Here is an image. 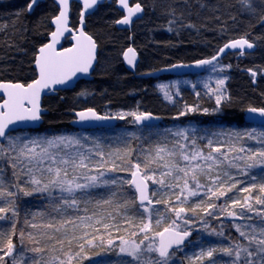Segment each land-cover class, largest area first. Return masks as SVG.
<instances>
[{"label": "rangeland", "instance_id": "1", "mask_svg": "<svg viewBox=\"0 0 264 264\" xmlns=\"http://www.w3.org/2000/svg\"><path fill=\"white\" fill-rule=\"evenodd\" d=\"M226 79L225 65L218 60L199 74L157 78L155 88L160 95V101L168 107L175 106L177 117L180 113L186 115L191 112L187 110L190 107L189 98L197 101L198 105L194 104V107L202 111L206 109L204 102L212 101L214 105L217 97L223 100ZM219 80L224 83L218 84ZM165 92L168 93L167 96ZM111 113L117 116V124L112 128L55 134L80 141L78 145L68 148L61 146L59 152L48 149L46 143L33 144L32 141L35 140L53 138L34 130L15 131L0 141V165L4 149L7 152L10 150L11 154L17 157L16 165L23 181L21 187L30 186L34 191H40L42 201L48 199L51 212H48L46 204L45 207L41 205L33 210L32 220L41 212L44 227L41 228V225L35 222L36 230L39 233L49 232L57 237L62 247L59 246L56 251H62L63 254H45V259L40 254L35 260L25 255L23 245L17 246L16 249L14 245L13 255L5 257L9 259V264H159L161 258L158 253L149 251L148 246L157 247L156 234L163 227L182 230L185 225L195 226V236L184 246L175 248L177 251L170 252L167 264H183L177 258L174 259L176 254H183L185 261L191 264H237L235 245L224 237H219L211 229L209 220L216 213H223L239 236L241 231L253 234L254 229L255 234H258L264 229V224L261 223L264 221V192L261 191L264 186V166L259 164L258 156L260 152H264V126L224 130L199 126L186 119L183 124L172 120L156 126L139 127L134 125L131 116L119 118V115L127 113L126 111ZM180 130H184L186 136L177 137L175 133ZM29 149H35L36 152L48 149L56 160L53 162L49 158L38 167L28 159L32 155ZM158 149H163V152H158ZM77 153L84 157L83 167L80 166V156ZM199 154L203 157L212 156L214 162H205ZM185 155L189 156L191 162L183 160ZM194 155L196 159L192 160ZM64 160L69 161L67 165L63 163ZM251 163L256 166L247 168L246 164ZM136 164L140 165L139 170L144 178L152 177L146 180L150 185L151 207L133 206V199L130 198V190L135 197L129 180L131 173L137 170L133 167ZM48 168L53 169V174L50 175L46 171ZM56 168L61 169V177L66 171L68 178L73 179L74 183H89V177H100L101 173L103 177L97 181L96 186L78 190L72 197L62 193L59 188L38 190L32 181H42V187L44 183L55 178ZM193 169H197L196 181L192 180ZM217 176L219 182L213 183ZM185 181L188 182L187 189ZM196 183L203 187L196 188ZM15 189L9 187L3 170L0 169V207L8 212L12 211V194ZM185 191H196L198 194L195 197L185 196ZM219 192H224V195L220 196ZM65 199L69 202L75 199L76 206H65ZM258 200L261 203H257ZM209 204L213 205V208L209 209ZM186 205H190V209L179 216L173 211L181 207L185 209ZM148 206L149 211L145 212L144 209ZM230 212L236 215L231 216ZM3 214L0 213V218ZM200 214L202 222L199 223L200 218L197 217ZM144 224H149L150 230L142 231ZM30 227L32 228L31 223ZM4 235L9 236L0 223L1 243ZM54 236H45L44 241L55 246L58 241H54ZM120 238L141 245L144 251L139 260L120 252ZM108 240H112L113 244L108 245ZM88 241L93 242L91 246L83 249L84 256L88 258H77L81 245H88ZM7 243L5 247H0V256L7 251ZM212 249L215 251L209 257L207 252ZM225 249L232 250V256H229ZM69 257L72 259L69 260ZM0 264H4V259L0 260Z\"/></svg>", "mask_w": 264, "mask_h": 264}, {"label": "trees", "instance_id": "2", "mask_svg": "<svg viewBox=\"0 0 264 264\" xmlns=\"http://www.w3.org/2000/svg\"><path fill=\"white\" fill-rule=\"evenodd\" d=\"M30 1L32 0H0V81H20L26 84L36 75L33 60L39 46L48 40L52 30L50 19L56 15L57 7L53 0H38L35 8L28 11ZM133 1L142 4L145 13L134 22L131 30L117 29L113 23L121 15L115 8L114 1L100 4L94 13L86 17V30L94 37L98 46V59L92 78L78 80L72 89L45 96L42 105L48 111L42 115L40 126L32 130L44 132L50 137H55L58 133L83 131L70 125L73 118L71 112L88 107L103 114L118 110L127 113H159L163 116V121L159 124L172 120L183 124V120L188 119L199 126L224 130L257 126L247 123L244 113L249 106L264 107V0ZM79 9L78 3L73 2L71 24L74 27L77 25ZM234 37L252 41L255 49L247 53L230 52L219 60L225 65L227 75L225 96L219 105H213L212 101L204 102L207 112L195 108L194 104L198 105V102L189 98V108L195 110L176 117L175 106L168 107L160 101L155 88L156 79L136 77L123 66L121 57L123 50L133 45L140 57L136 72L144 73L173 62H190L210 57L224 42ZM167 77L170 75L158 78ZM3 154L0 169L3 170L9 187H15L16 191L12 194V211L5 212L0 218L2 229L9 235L3 236L0 247H5L10 238L15 249L23 245L25 255L32 259L36 260L40 254L45 259V254L49 253L62 256V251H56L59 250V239L52 233H39L36 230L35 222L41 228L44 227L41 212L32 220L33 210L41 205L45 207L46 204L48 212H51L48 199L42 201L40 191H34L30 186L21 187L23 181L17 169V157L6 149ZM130 194L133 206H146L136 203L131 190ZM184 195H188V192L185 191ZM189 209L190 205H186L185 210ZM201 216L202 214L197 217L200 218L199 223L202 222ZM230 223L221 212L209 220L211 229L219 237H224L235 246L239 244L249 247L250 238L239 236ZM181 229L189 231L188 240L194 238L195 226L185 225ZM45 236H54V241H58L56 247L53 243L47 244ZM250 247L255 251V243ZM175 251L177 250L171 252ZM0 254L2 255V250ZM176 258L183 264H191L185 261L183 254H176L174 259ZM4 264H9L8 258H4ZM255 264H261V257H256Z\"/></svg>", "mask_w": 264, "mask_h": 264}, {"label": "snow or ice", "instance_id": "3", "mask_svg": "<svg viewBox=\"0 0 264 264\" xmlns=\"http://www.w3.org/2000/svg\"><path fill=\"white\" fill-rule=\"evenodd\" d=\"M97 3V0H84L85 8H90L93 5ZM119 3L124 7V9L127 12V15L123 17L121 21H118V23H129L131 18L136 13H140L142 11V7L139 3H136L134 7H130L128 4V0H119ZM61 4V11L60 14L55 17V23L57 24V32H53L52 36L54 38L53 44L45 45L43 48L40 49L41 53H44L46 48H52L55 43V38L61 33L60 25L61 23H66L67 21V5L68 0H60ZM29 9H31L32 5H28ZM81 18L83 19V13L81 14ZM81 36L84 37V39L88 42L87 45L81 44L80 50L77 55H65L61 56V54L57 53L56 57H60L59 59L49 56H37L36 58V65L39 70V78L32 81V83L28 85H23L20 83L12 84H4L0 83V89L5 90V95L8 97L3 101V109L0 110V137H4L6 135V129L8 128L9 124L13 123L15 120H23V119H31V120H38L39 119V107L37 101L39 100L40 96V90L42 88H47L52 84H58V83H64L66 82L72 75H75L76 72H88L89 66L92 63V56H91V50L95 48V43L92 42L91 37L86 36L83 32H81ZM245 46L248 48H252L253 45L248 42L247 39L240 38L231 41L229 44H226L224 47H222L219 51L220 53H223L225 49L227 48H237L243 49ZM66 52H72L73 49H66ZM130 54H132V58L130 57ZM124 57L126 60H128V63L131 64L134 59V50L132 48L127 49V51L124 53ZM217 59V56L211 57V60H199L196 62L197 65H206L212 63V61H215ZM255 75V73H253ZM218 84H223V80L217 81ZM165 95L167 96L168 93L165 92ZM27 100L29 104L32 105V107H24L23 101ZM221 98L217 97L216 103L217 105L220 104ZM188 111H194L195 109L189 108ZM207 112V109L204 110ZM251 113H259L261 116H264V108H250L248 109ZM26 114V115H25ZM76 115L79 117L81 121L86 119H96V120H104L108 119L106 116H99L92 108H88L85 111H81L76 113ZM180 115H184V113H180ZM125 116H132L134 117L135 123L139 124L144 121H147L151 119L150 114L148 113H121L119 115L120 119H124ZM177 137L180 136H186V133L184 130H180L175 133ZM264 135V133H262ZM33 144L39 145L46 143L48 146V149H55L57 152L61 149V146L63 148H68L71 145H78L80 143L79 140L68 137V136H56L50 139L46 140H35L32 141ZM48 149H41L40 152H36L35 149H29V151L32 152L31 157L28 159L30 162H35V164L39 167L40 165L44 164L46 160L51 158L53 162H55L56 157L53 156L51 152L48 151ZM214 151H219V149H214ZM243 151V149H241ZM158 152H163V149H158ZM78 156H80V166H84V157L82 154L77 153ZM201 155L202 159L205 160V162L213 161L212 156L203 157ZM259 156V164L264 166V152H260L258 154ZM75 160V157L72 158ZM196 156H192V160H195ZM249 159H252V157H249ZM184 161L191 162L189 159V156L185 155L183 157ZM68 160H64L63 163L65 165L68 164ZM214 162V161H213ZM255 163L246 164L247 168L255 167ZM133 167L139 169L140 165L136 164L133 165ZM211 167V165H209ZM197 169H193V176L192 180L196 181V172ZM46 171L51 175L53 174V169L48 168ZM183 171V169H181ZM133 176V180L130 182L135 185L136 192L138 194V198L140 202L143 204L145 201H147L149 204L152 203V201L149 199L148 196V186L147 183L141 180H137V172L133 171L131 173ZM185 175H187V172H185ZM54 176L55 178L48 181V183H44L41 187L42 181L40 180H33L32 183L37 186L38 190L41 191H47L50 188L55 189L59 188V190L62 193H67L69 197L74 196L78 190H84L91 187L96 186L97 181L103 177V173H101L100 177L92 176L89 177V183L86 184H80V183H74L73 179L68 178V174L66 171H64L63 177H61V169L56 168L54 170ZM147 179H152V177H146ZM106 182V181H105ZM219 177L215 180H213V183H218ZM160 183H163V181H160ZM235 185H233L234 187ZM203 185L196 183V188H202ZM188 188V182L185 181V189ZM230 190V189H229ZM211 191V189H209ZM247 191V189H245ZM261 191L264 192V186L261 187ZM27 194V193H26ZM196 191H189L188 195L191 197L197 196ZM213 195H216V193H213ZM220 196L224 195V192H219ZM64 205L67 207H75L76 206V200L71 199L69 202L68 199H65L63 201ZM236 203V202H234ZM257 203H261V201H257ZM208 208H213V205L209 204ZM7 210L5 208L0 207V213H5ZM145 212H148L149 209L145 208ZM173 211L176 212L177 216H179L180 213H183L185 209L183 207L173 209ZM207 211V210H206ZM229 215L235 216L236 214L234 212H230ZM262 224H264V221H261ZM150 230L149 224H144V227L142 231ZM237 231H239V226L237 227ZM165 234H168L167 238L165 237ZM159 239V246L155 247L154 245H149V251H155L158 253L159 257L161 258L159 264H167L168 257L170 255V248H172L173 245H181L184 242L185 237L189 236V232L187 231H173L170 228H165L162 232H158L156 234ZM240 235L242 237H248L251 236L250 239H248L249 247H244L242 245H236L235 246V259L237 264H255V259L257 256L261 257V264H264V229H261V231L258 234H255V230L253 229V234H248L243 231L240 232ZM257 236L261 237L257 239ZM147 239V237H146ZM92 241H88V245H81V251L77 253V258H83L87 259L88 257L84 256L83 249L86 246H91ZM108 245H112L113 241L108 240ZM255 243L256 249L255 251L251 249V245ZM34 251H39L38 249H34ZM143 248L140 244L135 243L134 241H128L124 240L123 238H120V252L126 253L127 255L131 256L134 260H139L140 256L143 254ZM215 250H209L207 252V255L211 257L213 255V252ZM229 256H232L233 252L230 249L224 250ZM14 252V245L12 243V240L9 239L7 243V251L4 252L3 256H0V260H3L5 257L13 255ZM72 258L69 257V260ZM63 264V262H61Z\"/></svg>", "mask_w": 264, "mask_h": 264}, {"label": "water", "instance_id": "4", "mask_svg": "<svg viewBox=\"0 0 264 264\" xmlns=\"http://www.w3.org/2000/svg\"><path fill=\"white\" fill-rule=\"evenodd\" d=\"M37 1L38 0H32L30 1V4L32 5L31 9L28 10L32 11L35 6L37 5ZM112 2L114 1V6L117 9V11L121 12V15L119 16V18L114 22L115 26L117 29H126V30H131V27L133 25V21H135L136 19H140L144 13L145 10H143V6L142 4H140L137 1H133V0H128V4L130 7H134L136 3H139L142 7V11L140 13H136L134 14V16L131 18L129 23H118V21H121L123 19L124 16L127 15L126 10L124 9V7L119 3V0H97V3L95 5H93L90 8H85L84 5V0H68V5H67V10H66V14H67V21L66 23H61L60 25V29H61V33L59 34L56 38H55V43L54 46L52 48H46L44 53L40 52V49L43 48L45 45L48 44H53V36L52 33L53 32H57V24L54 22L55 21V17H57L60 14L61 11V4H60V0H53V2H55V5L57 7V12L56 15L53 16L50 20V25H52V30L50 31L49 35H48V40L39 46L37 53L34 57V62H33V67H34V71L36 72L35 77L30 80L28 83L23 84V85H28L30 83H32V81L36 80L39 78V70L37 68L36 65V58L37 56H49V57H54L59 59L60 57H56V54L59 53L61 54V56H65V55H77L79 53L80 50V45L81 44H85L87 45V41L84 39V37L81 36V32H83L86 36L91 37L92 42L95 43V48L91 50V56H92V63L89 66V70L88 72H76L75 75H72L66 82L64 83H58V84H52L47 88H42L40 90V96H39V100L37 101L38 103V107H39V119L38 120H31V119H23V120H15L13 121V123L9 124L8 128L5 130L6 131V135L4 137H0V141L4 140L6 136L9 135L10 132L12 131H20V130H32V129H36L40 126V124L43 121L42 115L44 113H46L48 110L45 106L42 105L43 103V98L45 96H49V95H53L56 94L57 91H62L64 89H72L78 80H87V79H91L92 78V72L94 71V67L97 63V51H98V46L96 44V41L94 39V37L92 35H90L87 30H86V24H85V20L86 17L92 13H94L95 9L100 5L103 4L105 2ZM76 2L78 3L80 9H79V16L77 18V25L74 27L71 24V6L72 3ZM83 13V19L81 18V14ZM243 37H234V39H230L227 40L226 42L223 43V45H221L218 50L215 52V54H213L210 57H201L200 59H195V60H190V62H183V61H178V62H173L171 64H167L166 66H161L159 68H155V70H149V71H144L143 74H136L138 77L144 78V77H149V78H153L156 79L160 76H179V75H190V74H199L201 73L207 66H210L211 64H213V62L218 61L220 59H222L224 57V55H226L227 53L230 52H241V53H247V52H252L255 49V44L248 40L249 43H251L253 45L252 48H248L247 46H245L243 49H240L239 47L237 48H227L225 49V51L223 53H220V49L222 47H224L226 44H229L231 41L236 40V39H240ZM245 39V38H244ZM68 42V44H65V42ZM132 48L134 50V59L133 62L131 64L128 63V60L125 59L124 57V53L127 51V49ZM66 49H73L72 52H66ZM213 56H217V59L215 61H212V63L210 64H206V65H197L196 62L199 60H211V57ZM122 60H123V66L130 71L131 73L135 72L136 70V65L137 62L139 60V56L137 55V51L135 49V47L133 45L126 47L122 54H121ZM132 58V54H130V57ZM0 83H4V84H8V83H12V84H16V83H20L22 84L20 81H0ZM8 97L5 95V90L4 89H0V110H4L3 109V101L5 99H7ZM24 107L28 108V107H32L31 104H29L27 102V100L23 101ZM88 108H92V107H88ZM88 108H81V109H77L71 112L73 118L70 120V125L73 128L76 129H84V130H89V129H101V128H112L116 125L117 123V116L114 114H103V113H98L94 108H92L99 116H106L108 117V119H104V120H96V119H86L81 121L79 119V117L76 115V113L81 112V111H85ZM250 108H257L259 109V107H254V106H249L248 108H246V111L244 113V120L247 123H251L257 126H264V116H261L259 113H251L248 111V109ZM264 108V107H261ZM140 113H148L151 116V119L144 121L142 123H135L134 121V117H133V121H134V125H137L139 127H146L147 125H152V126H156L158 125V123L163 121V116L159 113H152L150 111H146V112H140ZM139 114V113H137ZM26 115V114H25ZM137 172V180H141L144 181L145 183H147L148 186V196L149 199L150 198V194H149V183L146 181V179L144 178L142 172L137 169L134 170ZM133 176L131 175L129 183L133 180ZM134 194H135V200L137 204L140 205H149V203L147 201H145L143 204L140 202L139 198H138V194L136 192V188L135 185L130 183ZM165 228H170L173 231H182V230H178L176 228H172V227H164L162 228L161 231L162 232ZM189 232V231H187ZM168 234H165V237L167 238ZM157 239V247L159 246V237L156 236ZM188 240V236L185 237L184 242L177 246V245H173L172 248H170L169 251L175 249V248H179L182 247L186 244V241Z\"/></svg>", "mask_w": 264, "mask_h": 264}, {"label": "bare ground", "instance_id": "5", "mask_svg": "<svg viewBox=\"0 0 264 264\" xmlns=\"http://www.w3.org/2000/svg\"><path fill=\"white\" fill-rule=\"evenodd\" d=\"M142 6H143V5H142ZM143 10H144V7H143ZM28 11H29V10H28ZM144 13H145V11H144ZM144 13H143V15H144ZM143 15H142V16H143ZM54 16H55V15H54ZM141 18H142V17H141ZM141 18H140V19H141ZM117 19H118V18L114 19V20H113V23H114ZM50 20H51V19H50ZM136 20H138V19H136ZM136 20H135V21H136ZM135 21H133V22H135ZM133 24H134V23H133ZM137 55H138V53H137ZM139 58H140V57H139ZM138 62H139V60H138ZM138 62H137V64H138ZM136 67H137V65H136ZM136 67H135V68H136ZM136 69H137V68H136ZM133 73H134V75H135L136 77H138V76L136 75L137 73H138V74H143V72H136V70H135V72H133ZM140 78H141V77H140Z\"/></svg>", "mask_w": 264, "mask_h": 264}, {"label": "flooded vegetation", "instance_id": "6", "mask_svg": "<svg viewBox=\"0 0 264 264\" xmlns=\"http://www.w3.org/2000/svg\"><path fill=\"white\" fill-rule=\"evenodd\" d=\"M170 252V251H169Z\"/></svg>", "mask_w": 264, "mask_h": 264}]
</instances>
